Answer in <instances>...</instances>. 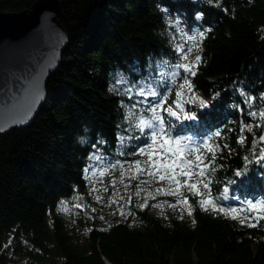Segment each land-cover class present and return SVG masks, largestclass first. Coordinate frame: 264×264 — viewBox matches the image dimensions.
<instances>
[{"label": "trees", "instance_id": "obj_1", "mask_svg": "<svg viewBox=\"0 0 264 264\" xmlns=\"http://www.w3.org/2000/svg\"><path fill=\"white\" fill-rule=\"evenodd\" d=\"M34 1L0 0V12ZM60 1L68 44L46 100L28 126L0 134V264H264V220L247 226L248 205L264 202V0ZM197 54L183 90L196 119L158 114L170 136L220 148L198 195L182 184L169 195L167 179L133 167H146L137 153L150 143L135 125L152 116L136 93L159 86L171 103L184 82L176 65ZM121 173L130 199L114 193ZM63 202L76 203V216Z\"/></svg>", "mask_w": 264, "mask_h": 264}, {"label": "water", "instance_id": "obj_2", "mask_svg": "<svg viewBox=\"0 0 264 264\" xmlns=\"http://www.w3.org/2000/svg\"><path fill=\"white\" fill-rule=\"evenodd\" d=\"M60 13V0L0 12V134L28 126L46 100L47 81L68 44Z\"/></svg>", "mask_w": 264, "mask_h": 264}, {"label": "snow or ice", "instance_id": "obj_3", "mask_svg": "<svg viewBox=\"0 0 264 264\" xmlns=\"http://www.w3.org/2000/svg\"><path fill=\"white\" fill-rule=\"evenodd\" d=\"M199 18V17H198ZM199 37L203 39L205 32L201 31L198 33ZM189 40H195V36H188ZM197 51H199V46L197 45ZM179 51L183 52L184 49L181 48ZM192 49H187V53L190 54ZM188 54L183 55L181 58L185 61L188 60ZM201 57L199 54L195 56V58L190 63H181L176 65L177 68L182 69L184 73V82L179 85L178 91L175 92V99L169 103V96L167 92H162L159 90V86L150 87L142 85L140 87V91L136 94L144 97L143 100L137 101V103H147L148 107L146 111H150L152 113L150 120L140 119L139 123L135 125V127L139 130L142 136H145L149 139L150 143L146 144L144 147L138 149V155L146 156V160L143 162L146 164V167H141V162L136 161L134 163V169L136 173L145 172L148 176L157 178L159 181H163L167 179L169 181V191L167 194L175 195L180 191L181 184L184 188L188 190V192L192 193V195H198L197 189L199 188V184L203 183V177L205 176L206 171L214 170L212 167L213 162L216 159V151L220 148V145H214L210 141H201L193 149L191 145V141L189 140V146L186 148L180 147L183 143L182 140L172 137L168 134L165 128V120L164 117L159 112H165L168 116L173 117L175 119H181V114H183V119H196L195 115H189L187 111H185V103L183 100V90L185 86L191 89V85L188 83V79L190 76H194L196 74L195 68L200 63ZM135 87V85H133ZM130 91V89H129ZM149 97H152L149 100ZM249 103L252 98H248ZM201 105H205L206 102L200 101ZM135 107V105H134ZM253 117H255L256 113H250ZM261 119H264V112L259 113ZM258 127L260 125H257ZM250 125H245L241 128V132L251 131ZM215 135L219 136L220 133L217 132ZM140 137H137L139 139ZM239 142H244V137H239ZM257 143H264V134L258 137ZM175 146V147H173ZM227 147V145H224ZM147 149H151V151H147ZM195 151L197 154L189 159L187 154H191ZM261 152H264V148L260 149ZM209 153L211 158L205 163L204 157L202 153ZM187 153V154H186ZM260 159H264V156H261ZM103 175V173L101 174ZM123 173L121 176L123 177ZM239 175V173H237ZM198 176L200 178L199 183L193 182V177ZM180 177H183V181H181ZM131 178H135L133 175ZM175 182L177 188L175 191L172 190L171 184ZM204 187L207 188L208 184H204ZM139 189V185H137ZM142 189L138 190L136 195L140 194ZM158 192L162 191L161 189L157 190ZM130 199V198H129ZM179 202V201H178ZM183 203L188 202V197H183ZM211 203L210 199H204L199 201L200 207L208 211V205ZM146 204V200H145ZM145 205L142 204L141 208ZM79 207V205H77ZM212 210H217L215 205H213ZM232 212H236L235 209L231 210ZM244 212V209L240 210ZM248 212H255V223L249 222L247 226L249 227H257L259 226V222L264 220V205H256L254 203H250L247 208ZM188 215H191V211L188 212ZM232 219H236V216L233 215ZM249 221L253 219V217H246ZM244 220H241L240 223L243 225ZM194 223V221H193Z\"/></svg>", "mask_w": 264, "mask_h": 264}, {"label": "rangeland", "instance_id": "obj_4", "mask_svg": "<svg viewBox=\"0 0 264 264\" xmlns=\"http://www.w3.org/2000/svg\"><path fill=\"white\" fill-rule=\"evenodd\" d=\"M183 141V143L180 145V147L182 148H186L187 146H189V140L190 139H181ZM191 141V140H190ZM261 145V144H260ZM193 149H195L196 144L191 141V145H190ZM124 173V172H123ZM126 182V181H125ZM115 184L114 187V193L116 194V197H118L119 199L123 198L124 194H129L126 190V186H129V184L124 183L123 182V177L118 176L116 181L113 182ZM126 184V185H125ZM138 190L135 191V193H137ZM115 197V195H114ZM129 196L124 197L123 199H129ZM121 201V203H123V200ZM115 201V200H114ZM260 205H264V202H261ZM76 206L75 202H63L59 208V210L63 213H65L67 216H76L75 211L73 210V208ZM121 209V206H118V210Z\"/></svg>", "mask_w": 264, "mask_h": 264}]
</instances>
